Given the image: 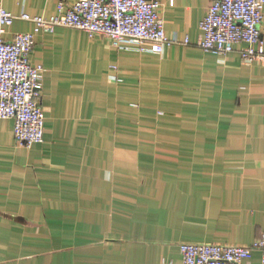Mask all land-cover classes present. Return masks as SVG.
Instances as JSON below:
<instances>
[{
	"label": "crops",
	"instance_id": "1",
	"mask_svg": "<svg viewBox=\"0 0 264 264\" xmlns=\"http://www.w3.org/2000/svg\"><path fill=\"white\" fill-rule=\"evenodd\" d=\"M58 1L0 4L51 17ZM158 1L173 41L160 54L69 27L36 35L44 141L19 144L0 119V264H183L181 243L264 232V59L198 46L216 0ZM34 29L16 19L2 36Z\"/></svg>",
	"mask_w": 264,
	"mask_h": 264
},
{
	"label": "built area",
	"instance_id": "2",
	"mask_svg": "<svg viewBox=\"0 0 264 264\" xmlns=\"http://www.w3.org/2000/svg\"><path fill=\"white\" fill-rule=\"evenodd\" d=\"M161 6L158 0H76L73 4L59 0L57 13L44 17L17 16L0 4V119L15 121L16 141L27 147L44 141L41 88L45 68L30 60L38 33L47 26L75 28L91 37L106 36L119 48L131 44L140 51L160 54L173 44L166 35ZM263 10L264 0H216L200 23L204 36L198 46L219 55L238 50L249 62L264 59ZM16 19L35 23L34 31L5 40L6 27ZM239 44L245 46L237 49ZM113 68L118 71L117 66ZM255 250L261 251L264 264V232L250 246L180 244L183 264H249Z\"/></svg>",
	"mask_w": 264,
	"mask_h": 264
}]
</instances>
